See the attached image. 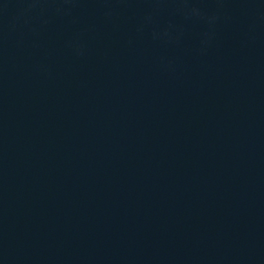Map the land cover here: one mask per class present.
Returning a JSON list of instances; mask_svg holds the SVG:
<instances>
[{
  "label": "water",
  "instance_id": "water-1",
  "mask_svg": "<svg viewBox=\"0 0 264 264\" xmlns=\"http://www.w3.org/2000/svg\"><path fill=\"white\" fill-rule=\"evenodd\" d=\"M0 264H264V0H0Z\"/></svg>",
  "mask_w": 264,
  "mask_h": 264
}]
</instances>
